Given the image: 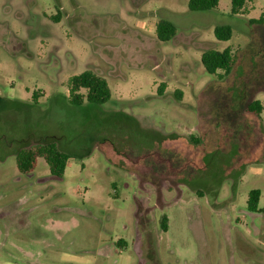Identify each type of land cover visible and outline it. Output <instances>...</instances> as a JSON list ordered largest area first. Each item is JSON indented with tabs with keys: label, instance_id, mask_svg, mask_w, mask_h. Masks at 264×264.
Here are the masks:
<instances>
[{
	"label": "rangeland",
	"instance_id": "1",
	"mask_svg": "<svg viewBox=\"0 0 264 264\" xmlns=\"http://www.w3.org/2000/svg\"><path fill=\"white\" fill-rule=\"evenodd\" d=\"M187 2L0 0V264H264V27L248 22L264 0L237 15ZM223 25L232 42L214 38ZM227 47L220 80L200 55ZM85 70L107 103L68 104ZM47 141L71 156L63 177L43 159L20 174L16 152Z\"/></svg>",
	"mask_w": 264,
	"mask_h": 264
},
{
	"label": "trees",
	"instance_id": "2",
	"mask_svg": "<svg viewBox=\"0 0 264 264\" xmlns=\"http://www.w3.org/2000/svg\"><path fill=\"white\" fill-rule=\"evenodd\" d=\"M251 0H230V14L237 15L243 13L244 5ZM219 0H188L187 8L192 12L210 11L217 7ZM250 25L264 27V18L249 19ZM231 27L228 25L216 26L213 29L214 38L217 41H229L231 38ZM155 35L158 41L168 42L176 35L175 26L167 21L160 20L155 25ZM260 53V49L256 51ZM236 57L229 47L222 51L207 49L200 55V63L205 72L218 79H223L234 68ZM262 77L263 74H258ZM163 87V86H162ZM161 88V86H160ZM159 88V89H160ZM162 90V89H160ZM67 102L71 106H81L84 102L94 105H103L111 98L110 89L107 82L102 77L90 70H85L79 74L72 75L67 80ZM31 99L36 104L37 95L33 92ZM263 107L258 100H251L245 105L244 112L255 117H259ZM71 156L61 151L53 141L42 144H34L28 148H20L15 154V166L20 174L27 175L34 171L37 160L43 159L48 166L49 173L54 178H62ZM260 191L250 190L247 194L246 209L251 213H258V203ZM166 218L162 217L161 228L166 230ZM122 242H117L120 245Z\"/></svg>",
	"mask_w": 264,
	"mask_h": 264
},
{
	"label": "crops",
	"instance_id": "3",
	"mask_svg": "<svg viewBox=\"0 0 264 264\" xmlns=\"http://www.w3.org/2000/svg\"><path fill=\"white\" fill-rule=\"evenodd\" d=\"M246 12H247L246 9H244L243 13H246ZM260 16H262V17L264 18L263 15H260ZM260 16H259V17H260ZM259 17H258V18H259ZM256 19H257V18H256ZM234 33H235V32H231V38L234 36ZM237 36H241V35L238 34ZM231 38H230V40H229L230 42H232V41H231ZM229 48H230V47H229ZM110 93H111V92H110ZM258 101H259V100H258ZM260 102H261V101H260ZM261 105H262V102H261ZM262 107H263V105H262ZM14 154H15V153H14ZM259 191H260V190H259ZM260 197H261V192H260ZM246 200H247V198H246ZM259 200H260V199H259Z\"/></svg>",
	"mask_w": 264,
	"mask_h": 264
}]
</instances>
